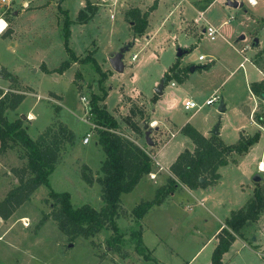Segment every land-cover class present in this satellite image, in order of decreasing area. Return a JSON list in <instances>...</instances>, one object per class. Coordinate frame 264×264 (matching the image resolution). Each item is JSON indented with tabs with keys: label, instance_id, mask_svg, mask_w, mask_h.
<instances>
[{
	"label": "rangeland",
	"instance_id": "obj_1",
	"mask_svg": "<svg viewBox=\"0 0 264 264\" xmlns=\"http://www.w3.org/2000/svg\"><path fill=\"white\" fill-rule=\"evenodd\" d=\"M80 1L0 0V18L7 24L5 31L8 28L12 30L9 36L3 35L5 31L0 35V63L18 74L21 80L13 75L15 81H12L2 75L6 69L1 65L0 74L4 84H10L12 89L24 93L26 97L15 110H6L5 116L8 120L22 118L23 125L27 126V132L32 138L47 126L56 129L59 123L70 129L74 133V139L71 144L66 143L61 151L55 169L49 176L50 188L56 192H69L74 206L88 204L96 210L102 207L103 188L98 178L102 176L100 166L105 153L96 142L93 116L89 113L91 95H102L98 85L100 74L90 62H73L62 73H47L41 67L44 65L52 70L68 57L62 35L63 19L67 14L71 20L68 46L80 58L88 53L92 54L107 74L103 81L107 91L105 107L118 121V132L133 141H139L152 156L153 170L151 174L144 175L132 191L120 196L116 220L121 237L111 244L109 242L114 236L111 228L102 229L87 238L78 236L72 239L51 218L38 225L42 216L50 213L53 208L49 188L40 185L7 220L0 218L1 264H154L152 260H144L135 251V238L131 236L132 230L139 228L131 209L140 201L151 199L155 189L164 184L170 174L169 170L160 168L154 155L162 165L167 166L184 147L191 148L192 141L181 131L186 123L195 128L206 129L212 123L213 128L219 122L218 128L224 126V137L221 139L225 143L235 142L242 132L253 134L257 130L249 126L248 115L253 100L246 80L254 81L258 72L251 62H244V57L250 60L256 47L264 43V0H256L255 5L249 0H237L239 5L236 7L228 5L227 0H214L206 8L205 17L214 26L223 19H229V23L221 28L225 38L210 40L200 32L204 27L202 20L199 21V26L192 20L185 21L186 25L181 31L183 35H189L187 39L193 41L197 49L192 48L184 53L178 57L179 61L182 58L186 72H190L193 65L209 64L198 69L192 78L213 83L212 89L217 88V94L222 95L227 104L223 112L218 111L219 102L203 106L196 111L193 119L190 116L195 109H183L184 96H190L188 99L200 104L212 89L200 86L188 89L180 87L177 81L178 85L172 87L170 80L161 89L162 96H158L155 90L162 81L164 67L174 60L179 46L172 47L170 37L164 38V43H159L163 38V31H160L154 37L156 40L139 53L143 41L134 44L135 39L131 37L128 22L124 19L126 1L138 4L140 1L148 3L151 0H106L105 3V0H90L96 10L91 13L87 11L91 16L86 21L78 19V13L86 3L83 0L82 5ZM192 1L197 0H188L191 4ZM199 1L202 6L200 9H204L212 0ZM171 7H167V12L172 10ZM160 14H163V7L153 18L152 27L158 25ZM176 17L175 13L166 26L175 24ZM179 17L182 23V11L179 12ZM241 35L244 38L238 39ZM141 36L144 37L145 33ZM254 37L259 40L256 47L252 43ZM126 39L130 40L125 41ZM129 42L133 45L124 54V68L121 72H116L110 66L109 56ZM246 44L249 45L248 49L240 51ZM159 46H162L161 50ZM149 51H153L158 57L135 68V61L131 60L132 54L137 52L140 58ZM251 59L258 67H264V52L261 55L255 54ZM240 62L245 63V66L240 67ZM134 72L138 73L136 80L132 79ZM130 95L139 98L134 99ZM154 95L162 99L165 95L167 98L173 95L177 100L172 110L165 111L163 107L162 111L158 109L157 112L158 116L169 121L168 131L164 129L165 131L158 133L150 125L153 120L150 117L151 107L143 101L156 103L158 98L152 101ZM50 96L58 98L48 99ZM259 101L261 107L256 114L263 118L264 98L260 97ZM164 104L166 105L165 102ZM131 107L141 109L142 114L132 115ZM27 111L35 116L31 122L27 121ZM128 118L140 126L141 134L135 133L125 122ZM239 125L243 126L236 130L235 127ZM146 130H150L149 137L153 145L145 141ZM171 133L174 135L171 136ZM87 134H90L89 141L84 144L83 138ZM21 153L22 149L15 146L0 156V199L18 183L12 169L24 165L26 160L20 157ZM232 158L235 162L232 160L231 164L220 169L219 182L210 187V190L205 187L202 188L204 193H200L198 190L189 191L185 186L178 187L139 221L142 241L158 264H210L215 240L208 239L216 228L233 210L246 204L255 188L264 196V167L261 165L263 162L264 166V139L260 137L251 151L242 156L233 155ZM83 174L91 178V183L84 180ZM256 175L260 177L258 181L254 180ZM263 255L264 212H261L256 221H248L243 226L242 237L236 238L231 244L223 255V262L264 264Z\"/></svg>",
	"mask_w": 264,
	"mask_h": 264
},
{
	"label": "trees",
	"instance_id": "obj_2",
	"mask_svg": "<svg viewBox=\"0 0 264 264\" xmlns=\"http://www.w3.org/2000/svg\"><path fill=\"white\" fill-rule=\"evenodd\" d=\"M156 6L157 0H154L144 11L137 7H130L124 12V19L130 24V29L135 36L145 33L148 16ZM94 10H96V6L86 0L84 9L78 13V19L86 21L91 16L87 11L91 13ZM70 22L71 20L66 14L63 19L62 35L68 57L52 70L47 69L44 65L41 67L47 73H62L73 62H90L95 71L100 74L98 85L102 95L96 93L91 95L89 113L93 116L97 134L96 142L105 153V158L100 166L102 176L98 178L103 188V205L99 210L88 204L74 206L71 203L69 192H56L50 188L49 176L54 171L65 144L72 143L74 133L64 124L59 123L56 129L52 126L45 127L33 139L27 132V126L23 125L22 118L8 120L5 116L6 110H15L25 97L24 93L11 92L0 97V156L9 149L19 146L22 149L20 157L25 158L26 161L21 167L12 169L18 183L0 199V218L7 220L40 185H45L49 188L48 194L53 199V208L50 213L42 216L38 225H42L46 219L51 218L56 222L58 228L72 239L78 236L87 238L102 229L111 228L114 232L112 241L109 242L111 244L121 237L116 220L120 196L132 191L144 175L152 172L154 161L141 145L118 132V121L107 111L104 104H100L107 95L103 86L107 74L101 69L92 54L88 53L80 58L68 46ZM11 31V28H8L3 35L9 36ZM263 52L264 48L257 55H261ZM207 66L209 64L202 67ZM186 71L185 67L179 66V58H177L164 73L162 83L166 84L170 80L180 83L185 79ZM2 75L15 81V77L7 70H3ZM249 88L254 95L264 98V79L252 81ZM156 99L157 95H154L152 101H156ZM130 113L136 115L142 114V111L139 108L131 107ZM256 118L259 123H263L261 116L256 115ZM125 122L135 133L141 134L142 130L136 122L130 118ZM181 131L192 141L193 149H183L169 165L170 175L167 176L164 184L155 189L153 197L140 201L131 209V214L139 226L138 229L131 232V236L135 238L134 249L144 260H152L154 264L158 263L151 257L150 250L142 241L139 221L153 206L160 205L178 187L185 186L189 189H196L217 184L221 177L219 168L232 162L233 155L247 153L261 135L259 130L253 134L242 132L235 142L225 143L218 134L204 136L189 123H186ZM82 176L87 183H91V178L88 175L83 174ZM261 212H264V196L259 189L255 188L252 197L246 204L233 210L217 232L215 236L217 242L211 252L210 264H224L223 255L236 238L242 237L243 226L248 221H256ZM262 258L264 260V255Z\"/></svg>",
	"mask_w": 264,
	"mask_h": 264
},
{
	"label": "crops",
	"instance_id": "obj_3",
	"mask_svg": "<svg viewBox=\"0 0 264 264\" xmlns=\"http://www.w3.org/2000/svg\"><path fill=\"white\" fill-rule=\"evenodd\" d=\"M90 1V0H89ZM153 1L154 0H151V2H148V3H146V1H140L138 4L136 3V2H125V5H124V9H123V13L126 11V10H128L130 7H137V8H139L140 10H142V11H144V10H146L147 9V7L148 6H150L152 3H153ZM199 0H197V1H192L193 3L192 4H194V5H192L190 2H188V0H157V6H156V8L149 14V16H148V26H147V28H146V32H145V36L143 37V36H135L134 34H133V32H132V30L131 29H129L130 30V32H131V34H132V38L133 39H135L134 40V44L135 43H140L141 41H143V43H142V45L140 46V49L138 50L139 51V53H142L143 52V49H145L146 50V47L147 46H149L152 42H153V40H156V38H154V37H156L157 35H158V32H160V31H163L162 33H163V38L161 39V40H159V43H164L163 42V40H164V38H166V37H170L171 38V46L173 47L174 45H177V46H179L181 49H184L185 50V53H188V51L187 50H192V48H194V50L195 49H197V45L193 42V41H189L188 39H187V37L189 36V35H186L185 36V34L183 35V31H181L185 26L184 25H186L185 24V21L186 20H192L193 21V23H197V26H199L200 25V22L199 21H201L202 20V22L204 23V26H212V27H215L217 30H218V34H217V36H216V38L215 39H217V38H221V37H224L223 36V34L221 33V28L222 27H225L228 23H229V19L227 18V19H223L218 25H216V26H214L213 25V23H211L212 21L208 18H206L205 17V11L207 10L206 8L207 7H209L210 6V4L214 1V0H212L210 3H208L207 4V6L204 8V9H200V7H202L201 6V4H200V1L198 2ZM91 2V1H90ZM106 2V0L104 1V3ZM197 2V3H196ZM80 3L82 4V5H84V1L83 0H81L80 1ZM92 3V2H91ZM93 4V3H92ZM94 5V4H93ZM172 6L171 8H172V10L170 11V12H167V7H169V6ZM163 7V14H160L159 15V18H160V20H159V23H158V25L156 26V27H152L151 25H152V20H153V18L155 17V15H157L158 14V12L160 11V9ZM182 11V23H180L181 21H180V17H179V12H181ZM177 14V17L176 18H174L175 19V24L173 23V25L172 26H166L167 25V23H168V21H169V18L171 17V16H173L174 14ZM193 14V15H192ZM165 15V16H164ZM164 17V18H163ZM261 23V22H260ZM264 23V22H263ZM173 26H175V27H173ZM128 27L130 28V24L128 23ZM170 28L172 29V31H170ZM198 31V30H197ZM204 31V27H202L201 29H200V32H203ZM263 31H264V25H263ZM199 33V32H198ZM204 33V32H203ZM150 35H151V37H150ZM191 35V34H190ZM150 37L149 39H148V37ZM207 36V35H206ZM208 37V36H207ZM225 38V37H224ZM239 38H240V36H239ZM238 38V39H239ZM210 39V38H209ZM214 39V40H215ZM127 40H130V39H126L125 41H127ZM211 40V39H210ZM263 42V41H262ZM261 42V43H262ZM131 44H132V42H130ZM160 44V45H161ZM133 45V44H132ZM248 47H249V45L248 44H246V45H244L243 46V48H241L240 49V51H246L247 49H248ZM253 47H256V46H253ZM160 50L162 49V46H159L158 47ZM264 48V43H262L260 46H258V47H256V49L254 50V53L252 54V57L255 55V54H257L259 51H261L262 49ZM173 52H175V49L173 50ZM136 54H137V56H138V53L137 52H135ZM174 55V54H173ZM158 56L153 52V51H149V52H145L143 55H141L140 56V58H139V56L134 60L135 61V64H134V66H135V68L136 67H139V66H141L142 64H144V63H146V62H148V61H150L151 59H156ZM251 57V58H252ZM138 58H139V60H138ZM178 57L176 56H174V60L167 66H165L164 68V70H165V72L168 70V68L172 65V63H174L175 61H176V59H177ZM250 58V60L247 58V60H245L244 62H251V64H252V66H254L255 68H256V70H257V72H258V75H257V78L254 80V81H259V80H261V79H264V67L263 68H261V67H258L252 60L253 59H251ZM138 60V61H137ZM180 64H179V66L180 67H183V60H182V58L180 59ZM242 63V66H240V64ZM0 65L2 66V67H4L8 72H10L12 75H14L15 77H18V79L19 80H21L20 78H19V75L18 74H16V73H14V71H12L9 67H7L6 65H4L3 63H0ZM202 65L204 66V65H206V64H202V63H199V65H193L194 66V70L193 71H190V72H187V74H186V77H185V79L182 81V82H180V87H187L188 89H196V88H198V86H200V87H202V88H206V89H212V87L214 86L213 85V83H209L207 80H205V79H203L201 82L200 81H196V80H194L193 78H192V76L193 75H195V73H197V70L198 69H201L202 68ZM219 65V64H218ZM239 66L240 67H244L245 66V63H243V62H240L239 63ZM205 68V67H204ZM107 69H109V68H107ZM112 70L110 69V73H112L111 72ZM117 72V71H116ZM109 73V72H108ZM201 73H200V71H199V73H198V75H200ZM231 74V73H230ZM138 78V73L137 72H134V74H133V76H132V79L133 80H136ZM162 82V81H161ZM246 82H248V85L250 84V82H252V81H250V79H248V80H246ZM22 83H23V81H22ZM23 84H25V85H28V84H26V83H23ZM176 85H178V83L176 82V81H174V80H171L170 81V86H172V87H174V86H176ZM29 86V85H28ZM29 87H31V88H33L32 86H29ZM163 87H164V84H163ZM162 87V88H163ZM34 89V88H33ZM249 91H250V98H252V100H253V105H252V107L250 108V110H249V115H248V117H249V126H251L253 129H257V130H259L260 131V137L261 138H263L264 139V123H259L258 122V120H257V118L255 117V115H257L256 114V112L258 111V109L261 107V105H260V101H259V99H260V97H258V96H256V95H254L252 92H251V90H250V88H249ZM22 93V92H21ZM54 93V95H58L57 93H55V92H53ZM214 93H218V89L217 88H215V89H212L211 90V92H210V94L209 95H212V94H214ZM156 94V93H155ZM158 96H162V94H157ZM209 95L206 97V98H208L209 97ZM131 96V95H130ZM131 97H133L134 99H136V98H139L138 96H131ZM172 97V98H171ZM170 98H167V96L165 95V97L162 99V98H158V100L156 101V103H152V102H145V101H143L146 105H148V107H149V105H150V109H151V111H150V117L153 119L152 120V124H153V127L155 128V129H157V132L158 133H160V132H163V131H168L167 129H169L170 128V123H169V121H167V120H164V118H162V117H160V116H158V109H161V111L164 109L165 111L166 110H172L174 107H175V105H176V102H177V100L174 98V96L172 95ZM221 97L223 98V96L221 95ZM25 98L26 97H24V99L22 100V102L25 100ZM51 98H53V97H48V99H51ZM55 98H58V97H55L54 96V98L53 99H55ZM188 98H191L190 96H184V98H183V100L184 99H188ZM205 98V99H206ZM55 100H57V99H55ZM193 100V99H192ZM223 100V103H224V108H226V103L224 102V98L222 99ZM121 101H122V98H121ZM21 102V103H22ZM164 102L166 103V105L164 104ZM183 102V101H182ZM20 103V104H21ZM20 104L18 105V107L20 106ZM103 104L105 105V103H104V101H103ZM183 105V104H182ZM17 107V108H18ZM123 107V106H122ZM164 107V108H163ZM183 109H184V107H183ZM243 109V111L245 112V109L244 108H242ZM185 110V109H184ZM225 110V109H224ZM196 111H199V110H195L192 114H191V116L190 117H192L191 119H193V117L196 115ZM27 112H29V111H27ZM155 114V115H154ZM263 115H264V112H263ZM154 116V117H153ZM25 117H27L26 115H25ZM35 116L31 113V112H29V119L27 118V121H33L35 118H34ZM190 119V120H191ZM263 119V122H264V117L262 118ZM213 122V121H212ZM213 124V123H212ZM212 124L211 125H209V127H206V129H203V128H199V127H197L196 129H198L204 136H210L211 134H212V130H213V128L211 127L212 126ZM243 125H239V126H237V127H235L236 128V130L237 129H239L240 127H242ZM223 127L224 126H220L219 128H218V135L220 136V138H222V137H224V131H223ZM28 128H29V126H28ZM210 128H212V129H210ZM165 129V130H164ZM256 130V131H257ZM244 133H246V132H244ZM39 134V133H38ZM37 134V135H38ZM246 134H248V133H246ZM30 135V134H29ZM36 135V136H37ZM174 134L173 133H171V136H173ZM35 136V137H36ZM35 137H33V139L35 138ZM238 138V137H237ZM187 139H189L188 137H187ZM237 140V139H236ZM189 141H191L190 139H189ZM136 143H138L139 145H141L140 143H139V141H135ZM190 143V142H189ZM193 144V143H192ZM192 147H193V145H192ZM191 147V148H192ZM185 148H187V149H191V148H189V147H184L183 149H185ZM252 148V147H251ZM251 148L249 149L250 151H251ZM182 149V150H183ZM249 152V151H248ZM244 155V154H243ZM238 156H242V155H238ZM176 157V156H175ZM174 158V157H173ZM154 159H155V161H156V163L160 166V168L162 169V170H168V168H169V165L172 163V160L171 161H169L168 162V165L167 166H164V165H162L161 164V162H159L157 159H156V154L154 155ZM259 162H262V161H259ZM232 162H229L227 165H229V164H231ZM227 165H225V166H221L220 168H219V172H220V169L221 168H223V167H226ZM259 165V164H258ZM261 165H262V168L264 167L263 166V162L261 163ZM152 173V172H151ZM150 173V174H151ZM170 175V174H169ZM141 180V179H140ZM140 182V181H139ZM219 182V181H218ZM212 186H214V185H212ZM212 186H208V187H206V189L208 188V190H210V187H212ZM204 189V188H203ZM202 188H196V189H189V191H193V190H198V191H201L200 193H204L202 190H203ZM2 197V196H1ZM223 224H224V222L223 223H221L220 224V226H218L217 228H216V230L214 231V233L212 234V236H210L209 237V239H208V241L209 240H215L214 241V246H215V244H216V242H217V238L215 237L216 236V234H217V232L219 231V229H220V227L221 226H223Z\"/></svg>",
	"mask_w": 264,
	"mask_h": 264
},
{
	"label": "water",
	"instance_id": "obj_4",
	"mask_svg": "<svg viewBox=\"0 0 264 264\" xmlns=\"http://www.w3.org/2000/svg\"><path fill=\"white\" fill-rule=\"evenodd\" d=\"M227 4L230 6L236 7L239 5V2L237 0H227ZM242 38H244V35H241L239 39H242ZM252 43L254 46L258 45V43H259L258 37H254ZM130 46H131V43L129 42V43L125 44L124 46L120 47L116 53H113L109 56L108 61H109L110 66L112 67L113 70H115L117 72H121L123 70V68H124V63H123L124 54H125V52H127L129 50ZM184 53H185V50H182L180 47L177 48V53H176L177 57L182 56ZM193 70H194V66H191L190 71H193ZM162 87H163V83L161 82L155 90L157 94H161ZM224 109H225L224 103H223V100H221L219 102L218 111L223 112ZM218 126H219V122L213 127L212 134H215V135L218 134ZM149 133H150V130H146L145 141L147 142V144L153 145V142L149 137ZM259 179H260V177L258 175H256L254 177L255 181H258Z\"/></svg>",
	"mask_w": 264,
	"mask_h": 264
},
{
	"label": "built area",
	"instance_id": "obj_5",
	"mask_svg": "<svg viewBox=\"0 0 264 264\" xmlns=\"http://www.w3.org/2000/svg\"><path fill=\"white\" fill-rule=\"evenodd\" d=\"M252 4V3H251ZM4 20V19H3ZM5 21V20H4ZM7 25V24H6ZM6 27L3 29V31H0V35L5 31ZM204 34H206L211 40H214L218 34V30L215 27L212 26H204ZM202 57V56H200ZM137 58V54L133 53L131 56V60L134 61ZM244 60H247L246 57H244ZM240 66H242V63L240 64ZM0 97L7 94V93H11V92H16L18 93V91L12 89L10 87V84H4L3 83V76L0 74ZM84 100V98H82ZM222 100V97L217 94L214 93L211 96H209L208 98H206L202 103H198L192 99H184L182 104L185 110H199L201 109L203 106H210L213 103H217L220 102ZM85 101V100H84ZM150 125L152 126V122L150 123ZM89 136L90 134H87L84 138H83V143L86 144L89 141Z\"/></svg>",
	"mask_w": 264,
	"mask_h": 264
},
{
	"label": "clouds",
	"instance_id": "obj_6",
	"mask_svg": "<svg viewBox=\"0 0 264 264\" xmlns=\"http://www.w3.org/2000/svg\"><path fill=\"white\" fill-rule=\"evenodd\" d=\"M249 2L255 5L256 0H249ZM6 26V22L2 18H0V31H3Z\"/></svg>",
	"mask_w": 264,
	"mask_h": 264
}]
</instances>
